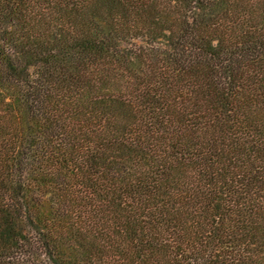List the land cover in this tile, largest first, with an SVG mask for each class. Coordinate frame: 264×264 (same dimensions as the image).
Here are the masks:
<instances>
[{"label":"trees","instance_id":"1","mask_svg":"<svg viewBox=\"0 0 264 264\" xmlns=\"http://www.w3.org/2000/svg\"><path fill=\"white\" fill-rule=\"evenodd\" d=\"M0 264H264V0H0Z\"/></svg>","mask_w":264,"mask_h":264}]
</instances>
